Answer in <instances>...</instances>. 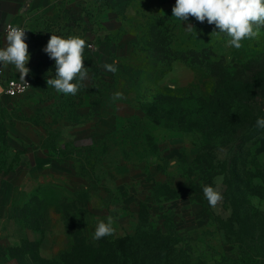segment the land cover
Masks as SVG:
<instances>
[{
	"label": "rangeland",
	"instance_id": "1",
	"mask_svg": "<svg viewBox=\"0 0 264 264\" xmlns=\"http://www.w3.org/2000/svg\"><path fill=\"white\" fill-rule=\"evenodd\" d=\"M50 1L26 44L84 39L88 77L76 95L46 81L35 105L5 102L0 264H264V26L236 49L172 16L176 0ZM27 150L55 167H29ZM109 215L115 233L93 239Z\"/></svg>",
	"mask_w": 264,
	"mask_h": 264
},
{
	"label": "clouds",
	"instance_id": "2",
	"mask_svg": "<svg viewBox=\"0 0 264 264\" xmlns=\"http://www.w3.org/2000/svg\"><path fill=\"white\" fill-rule=\"evenodd\" d=\"M172 16L182 22L188 20L189 16L195 17L201 23L207 20L209 24H215L219 32L230 37L227 42L229 46L240 49L243 40L256 39L260 35L259 29L264 26V0H176ZM192 28L194 27L191 24L186 27L187 30ZM5 31L7 46L0 48V66L14 65L20 79L25 82V77L30 71L26 67L30 56L28 45L25 43V29L8 24ZM85 46V40L80 37L62 38L51 35L44 51L56 62V78L47 79V87L51 86L57 92L66 95L77 94L80 85L73 81L78 79L83 82L88 77L83 56ZM116 63L115 61L112 64L106 63L103 67L115 74ZM120 96V93L114 94L115 99H119ZM256 125L264 129V118H258ZM203 193L213 208L223 198L221 193L210 185L203 187ZM113 224L114 218L111 215L107 216L106 221H99L93 239L99 240L113 235L115 233Z\"/></svg>",
	"mask_w": 264,
	"mask_h": 264
},
{
	"label": "crops",
	"instance_id": "3",
	"mask_svg": "<svg viewBox=\"0 0 264 264\" xmlns=\"http://www.w3.org/2000/svg\"><path fill=\"white\" fill-rule=\"evenodd\" d=\"M0 3L2 6L7 5V7H5V10L7 11H4L3 15L0 14V30H2V34H3L1 37L2 42L0 48H2L4 45L5 42L4 28L8 24L25 25L29 32V38L31 39L39 38V36L44 33L42 30H40L39 23L46 21V16H47L46 14L50 9V4H52L50 0H0ZM28 53L30 59L26 64V67L29 68L30 71L26 77L30 78L31 86L29 90L22 96L29 95L27 100L34 103L33 105H35L36 102L39 100V96H41L36 87L38 85L41 86L44 83H46L47 79H49L48 73L46 72V67H48L49 65L56 64V62L54 59H51L50 57L46 58L44 56V47L41 46L29 44ZM101 53L106 54L107 52L104 49V51ZM39 68L40 70H38ZM4 69L5 72L7 74H10L11 76H16V77L20 76L19 72H17L14 65L9 64L7 67H4ZM22 96L11 97L4 94L0 89V112H2L3 114L2 116L0 115V118L4 122L0 124V131L2 133V138L0 139L1 144H4L5 132L7 133L6 137L8 136L9 139L12 137L15 138V134H16L15 127H13L10 122H8V119H10V111H8L9 108L5 106V102H8L11 99L19 98ZM23 107H25V105ZM30 112H32V110H30L29 113ZM19 137H20V143L28 141L27 139L28 137H25L23 132L20 133ZM30 142L32 141L29 140L28 144ZM42 145H43V141L42 144L39 141V144L37 146L43 147ZM26 152H27L26 160H28L26 164L29 167L30 166L37 167L40 164L42 165V169L46 164L47 166H50L52 169L55 167L54 161L50 162L47 159L39 157V155L36 157L35 155L30 156V152H28V150ZM25 172H27V170ZM0 174H3V172L1 171ZM13 184H14V189L17 190V188H20V181H14ZM42 201L43 200H41V202ZM24 203L21 205V212L24 211V205H25Z\"/></svg>",
	"mask_w": 264,
	"mask_h": 264
},
{
	"label": "built area",
	"instance_id": "4",
	"mask_svg": "<svg viewBox=\"0 0 264 264\" xmlns=\"http://www.w3.org/2000/svg\"><path fill=\"white\" fill-rule=\"evenodd\" d=\"M13 26H19L25 29V43H26V41L29 39V32L27 27L25 25H13ZM5 29L6 27L4 28V36L6 35ZM6 46H7V41L5 38L3 47ZM89 46H91V44H89ZM25 82L22 81L19 76L16 77L7 74L5 72L4 67L0 66V89L4 94L11 97H18L24 95L31 86L30 78L25 77Z\"/></svg>",
	"mask_w": 264,
	"mask_h": 264
}]
</instances>
